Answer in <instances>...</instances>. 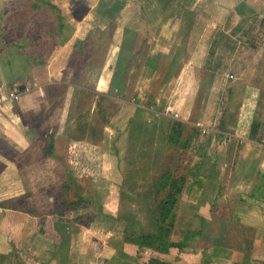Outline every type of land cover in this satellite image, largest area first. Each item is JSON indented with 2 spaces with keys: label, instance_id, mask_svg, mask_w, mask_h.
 <instances>
[{
  "label": "rangeland",
  "instance_id": "obj_1",
  "mask_svg": "<svg viewBox=\"0 0 264 264\" xmlns=\"http://www.w3.org/2000/svg\"><path fill=\"white\" fill-rule=\"evenodd\" d=\"M27 1L0 0V90L18 89L21 98L42 87L45 94L36 111L17 114L15 107L22 105L19 98L6 104L5 114L0 115V157L21 162L17 174L7 176L13 179L11 185H20L17 190L21 187L27 192L22 195L25 199L15 197L12 204L25 200L29 208L49 214L55 196L58 202L66 194L75 201L80 194L86 203L80 202L77 210L71 206L65 212L67 218L80 214L90 221L89 216L105 209L133 214L147 228L153 198L143 195L145 186H122L126 170L123 161H117L126 151L130 123L140 115L153 128L150 142L144 144H149L148 174L165 186L155 197L159 224L165 231L159 230L138 245L128 240L127 249L141 261L145 256L171 264L173 257H167V252L181 255L187 247L166 248L164 242L184 240L177 235L180 226L191 230L200 223L210 224L212 216L207 205L208 193L215 188L211 175L216 166L195 164L190 138H198L202 130L210 134L217 127L223 131L224 142L233 141L230 132L237 123L234 115L243 111V96H257L256 100L264 96V26L258 29L259 19L241 24L231 14L225 22L212 25L208 18L217 0H198L200 6L196 7L192 0H121V9L109 15L99 5L101 0H53L62 15L72 18L68 26L74 30L66 27L63 33H72L70 38L82 36L72 38L65 48L67 42L59 44L60 35L55 39L47 31V27L55 28L57 11L42 1L35 0L38 4L33 7ZM261 8L263 15V5ZM26 9L36 13L34 20ZM197 14L203 19L196 21ZM38 40L43 41L36 50L43 58L40 63L28 57ZM56 47L59 51L53 53ZM197 55H201L198 63H188L187 59ZM55 65L59 75L47 81ZM69 92L71 99L67 98ZM224 96L242 99L232 100L228 106L226 100L221 104ZM260 105L252 102L243 108L261 120ZM138 107L144 111H137ZM242 119L247 122L250 118L242 114ZM223 121L228 131L219 127ZM196 171L204 172L210 181L201 203L190 208L181 193ZM215 210L220 211V206ZM107 220L103 215L86 225L69 223L64 231L79 243L91 237H116L119 232L115 226L109 229ZM200 235L192 236L191 247Z\"/></svg>",
  "mask_w": 264,
  "mask_h": 264
},
{
  "label": "crops",
  "instance_id": "obj_2",
  "mask_svg": "<svg viewBox=\"0 0 264 264\" xmlns=\"http://www.w3.org/2000/svg\"><path fill=\"white\" fill-rule=\"evenodd\" d=\"M51 1L55 3L53 0ZM102 2L103 0L99 2L100 6ZM191 3L195 7L200 6L198 0H192ZM215 5L216 8L208 18L212 25L216 26L217 23L225 22L231 14V17L239 20L241 24L247 20L259 19L258 29L264 26L263 22L260 27V21L264 15H261L260 11L261 5L264 7V0H253V2L217 0ZM67 19L70 21L72 18L68 17ZM201 19L203 17L200 15L195 16L196 21ZM74 37L81 39L82 36L72 35L63 47L66 48V45L71 44V39H75ZM62 50L64 51L61 48L60 51ZM58 51L59 48L56 47L52 52ZM200 59L201 55H197V58L194 56L190 61L187 60L188 63L196 64ZM55 67L56 65L53 72L49 70L47 81L59 75L58 65L57 69ZM181 77L179 76V78ZM98 89L104 91V88L103 90ZM41 90H43L42 87H35L24 93L20 98L22 105L19 108L15 105L17 114L31 109L36 111L37 107L40 109L45 96ZM230 91L233 92V88ZM71 93H67L69 94L68 99H71ZM235 97L224 96V98H220L221 104L226 100L229 106L232 100L240 101L242 99V97L238 99ZM256 97L243 96V111L241 114L235 112L234 117L237 123L233 125V130L230 132V135L235 137L233 141L224 142V136L221 135L223 131L217 127L211 129L210 134H205L202 130V134H198V138L193 140L190 138V142L194 145L195 164L210 163L216 166L213 168L214 174L211 175L215 182V188L213 193H208L210 203L207 205L212 216L209 218L211 220L207 229L201 232L200 237L197 236L199 238L195 239L194 247H191L193 238L188 237L181 241L183 244L180 248L187 247L181 255L179 252L176 254V251L174 253L167 252V257H173L171 264H264V118L260 120L256 114L245 112L243 108L249 107L252 102H261L260 109L261 112H264V96H260L258 100ZM6 106H3L0 115L5 114ZM233 111L236 109L234 108ZM242 114L250 119H247V122L243 121ZM242 123H244V127L239 126ZM33 128L35 131L37 130L35 127ZM29 132L33 136L30 130ZM238 138L240 141H237ZM1 165L3 168L0 167V264H141L139 256L128 251L127 248L130 245L128 242L124 243L121 248L118 247L121 246L120 244L113 247L108 237L107 239L91 237L87 241L79 243L75 237H66L68 235L66 230H55V226L57 228L59 222H56L51 215L41 214V211L31 208H27V211L25 208L14 207L11 200L21 197L27 192L21 187L17 190L20 185H11L13 179L7 175L9 172L11 175L13 172L17 174L19 168L17 172L15 169L21 166V162L0 157ZM201 173L206 175L204 172ZM209 179L207 176L201 198L196 206L201 203L207 193L206 186ZM4 181L6 183H1ZM190 182L185 185V192L181 193V198L185 197L182 199L184 203H188L186 195ZM28 194L30 197V192ZM7 200L10 201L1 204ZM217 202L219 204L227 202L230 205L228 212L231 211V215H228V218L218 217L215 210V207L219 205L216 204ZM188 206L196 207H191L189 203ZM181 211L184 212V210ZM42 216L46 217L44 233L39 231ZM58 228L69 227L67 224L65 227L58 225ZM62 236L66 238H62ZM188 240H191L189 245L186 243ZM77 252L79 255L76 254ZM77 259L82 260V263Z\"/></svg>",
  "mask_w": 264,
  "mask_h": 264
},
{
  "label": "trees",
  "instance_id": "obj_3",
  "mask_svg": "<svg viewBox=\"0 0 264 264\" xmlns=\"http://www.w3.org/2000/svg\"><path fill=\"white\" fill-rule=\"evenodd\" d=\"M37 1H42L48 8L57 11V15H58L57 24L54 29L47 27V31L49 35L53 36V38L55 37V39H56V35L58 36L60 35L59 44L65 43L70 38L72 33L68 36L67 34L63 33L64 32L63 29L67 27L69 30L71 29V31L74 30L72 26L71 27L68 26L69 25L68 19L66 18L65 15H62L60 13V8L56 4H54L51 0H37ZM37 1L28 0L27 3L29 5L32 4V7H33V5H35L36 3L38 4ZM121 4H122L121 0H115V1L108 0L106 2L103 1L101 4V7L103 9V12H106L109 15L111 12H116L119 9H121ZM25 13H27L28 16L30 15L29 17L31 20H34V17L36 15L35 12L30 13L29 9H26ZM3 37H4V34H3ZM77 42L81 43L80 39H78ZM42 43H43L42 40H38L34 45L31 46L30 54L28 56L30 60L36 61L39 63L43 62V58H40V56H38V54L36 53V50L39 48L40 45H42ZM119 61L120 60L118 59L117 64H116L117 66H118ZM81 91L84 92V90H81ZM137 109H139L137 111H140V110L144 111L139 107ZM224 121L219 124V127L226 129L225 131H228L227 124ZM135 122H137V124ZM129 130H130L129 138L127 139L128 142H126V146H127L126 151L122 155V157L117 160V161L119 160L123 161L124 169L126 170L124 177H122L120 181L122 182V186L125 185L126 183H131V185L138 184L139 186H145V188H147L145 192L143 193V195L145 196L151 195L153 198V207L148 210V213L146 215L149 225L147 228L144 227L143 224L140 223V221H138L137 218L133 214H120L119 215V214L112 213L110 210H105V209H103V211L102 212L100 211L99 213L95 212V214H92L88 218L90 219V221H93L94 219L96 220L101 219L103 215L107 216L108 217L107 222H109L108 228L110 229V228H113V226H115L116 231L119 232V234L116 235V237L108 238V240L110 241L111 245H113V247L120 244L121 246H118L119 248L123 247L124 243H126V241L128 240L132 239L131 241H134V243L138 245V243L142 244V242L146 240L147 238L154 237L153 234L157 233L159 230L161 232L165 231L164 226L159 224L158 203H156L155 201L156 195L158 196V191L164 188L165 186H160V182L162 180H159L158 177L155 179V177H153L152 175L149 176L148 172L150 170V166L147 161V157L149 156L148 153H150L148 152L149 144L148 145L144 144L145 142L146 143L150 142V139L148 137H151L153 128H151V126H149L146 123V121L142 119L139 115L137 117V120H134L133 123H130ZM48 149L52 151V144L48 146ZM69 179L72 180V178H69ZM166 180L169 181L168 179ZM206 180H207V176L202 174L201 172L196 171L192 175V179L189 184L187 195H186V200L191 207L196 206V204L199 202L201 195H202V189H203V186ZM122 186L120 188V192L122 195H124V193H122V190H121ZM64 188L65 190L70 189L67 183H65ZM24 197H26V195L17 197L16 200L18 199L19 201L23 199ZM76 197L77 199L75 201H70L66 194V199L58 202V197L55 196V207L51 211H49V214L52 215L53 219L56 222H59L58 225L60 227H65L69 223L86 225L90 222L89 220L88 221L85 220L84 216H81L80 214H77V216H74V218L72 219H69L65 216V212L69 210L71 206L73 207L75 206L76 208L74 209L77 210V205H79L80 202L83 201L86 203V201L83 200V197H81L80 194H77ZM14 200L15 199L11 201H14ZM9 201L10 200L3 201L1 202V204H5L6 202H9ZM217 206H220V211H216L218 214V217L228 218V215H231V211L228 212L230 205L227 202L221 203ZM14 207L25 208V210H27V208L30 209L26 205L25 200L20 201L19 204H14ZM31 209L35 210V208H31ZM45 220H46V217L42 216L40 220L41 227L39 229L41 233L45 232L44 231ZM58 225H57L58 230L65 229V228H58ZM208 225L209 224H206L204 222V223H200L199 225L195 226L196 228H193L191 230L189 229L184 230V228H181L179 233L177 232V235L182 236V239H187L188 237L195 236L196 234H199V233L201 234L202 231L207 229ZM134 237L136 238L134 239ZM181 241L179 240L173 241L169 239V241L167 243L164 242V244H166V248L176 247L179 249L183 244V242ZM141 264H170V263L165 260L159 259V258L150 257V258H143L141 261Z\"/></svg>",
  "mask_w": 264,
  "mask_h": 264
},
{
  "label": "built area",
  "instance_id": "obj_4",
  "mask_svg": "<svg viewBox=\"0 0 264 264\" xmlns=\"http://www.w3.org/2000/svg\"><path fill=\"white\" fill-rule=\"evenodd\" d=\"M227 76L231 77V75ZM24 91H29V88L24 87ZM20 96V90L18 89H12L7 91L0 90V111L2 110L3 106L8 104L9 102H17Z\"/></svg>",
  "mask_w": 264,
  "mask_h": 264
},
{
  "label": "water",
  "instance_id": "obj_5",
  "mask_svg": "<svg viewBox=\"0 0 264 264\" xmlns=\"http://www.w3.org/2000/svg\"><path fill=\"white\" fill-rule=\"evenodd\" d=\"M263 22H264V15H263V17L261 18V21H260V27H261V25H262Z\"/></svg>",
  "mask_w": 264,
  "mask_h": 264
}]
</instances>
